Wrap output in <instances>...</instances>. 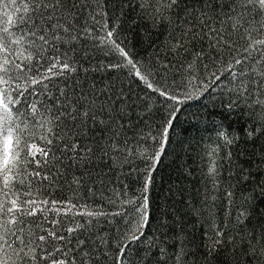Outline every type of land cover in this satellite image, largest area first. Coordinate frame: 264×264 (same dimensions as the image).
<instances>
[{
    "label": "snow or ice",
    "instance_id": "obj_1",
    "mask_svg": "<svg viewBox=\"0 0 264 264\" xmlns=\"http://www.w3.org/2000/svg\"><path fill=\"white\" fill-rule=\"evenodd\" d=\"M130 4L0 0V264H129L153 220L157 264H188L191 234L179 216L153 217L149 194L193 91L215 93L229 116L244 119L241 129L219 135L236 150L238 181L251 185L236 216L243 235L211 221L202 264L225 250L236 264H264V223L245 232L254 215L264 217V0H141L153 26L172 27L168 62L150 65L133 59L118 31ZM152 94L163 113L158 123L144 103ZM248 145L260 148L254 162ZM137 157L146 167L130 197L109 176ZM209 173L217 174L215 159ZM225 195L231 204L233 193ZM101 218L121 226L109 236L96 230ZM150 257L151 246L139 259L151 264Z\"/></svg>",
    "mask_w": 264,
    "mask_h": 264
},
{
    "label": "trees",
    "instance_id": "obj_2",
    "mask_svg": "<svg viewBox=\"0 0 264 264\" xmlns=\"http://www.w3.org/2000/svg\"><path fill=\"white\" fill-rule=\"evenodd\" d=\"M141 0H131L129 7L123 10V16L117 21L120 25V32L123 43L127 45L129 54L133 59L140 60L145 64H151L157 57L162 62L168 61L163 59V54L167 52L170 43V33L172 27L165 28L163 24L153 26L139 8ZM224 10H219V15H223ZM119 16V12H116ZM113 13L109 11V26L113 23ZM183 59L178 57L177 61ZM176 69H172L168 74V79L172 78ZM182 77L177 74L176 79ZM99 79V77H97ZM127 83L135 94L144 95L143 86H137L128 80ZM198 97V98H197ZM226 99V97H224ZM158 97L152 94V98L145 97L144 103L152 105V119L159 122L161 112H157ZM221 97L215 93L209 94L193 91L192 98L188 99L181 105V111L178 113V119L175 123V131L170 133L169 143L165 148L161 161L153 173L154 183L150 189L149 199L153 217L179 216L182 218L186 230L191 234L194 243L189 248L191 254L188 264H202L203 248L202 242L206 243V234H211V221L217 225L225 226L226 234L231 231V235H243L240 233L241 224L237 222L238 205L243 203V197L248 195L247 189L251 186L244 181H238L235 175L236 160L235 148H230L224 143L219 135L221 129L229 132H235L243 127L244 119L236 114L229 116L224 108L220 105ZM140 111V109H137ZM143 114V113H141ZM151 122V121H149ZM155 127V125H153ZM131 138V133H129ZM39 144L40 142L37 141ZM245 147V145H241ZM249 158L254 162L256 157L251 153L260 151L259 146L253 148L251 145L246 146ZM213 150H216L215 153ZM231 151L232 157L229 158L227 153ZM215 159L217 174L209 173V167L212 160ZM146 163L139 157L134 160L125 161L124 164L109 176V180H115L117 188L124 185L121 191H127L130 197L138 195L142 187L143 170ZM253 173L256 168L253 166L249 169ZM264 179V177H258ZM254 184L255 181H252ZM226 191L233 193L231 204L225 195ZM59 195V193H57ZM72 196V193H66ZM215 197L213 200L212 198ZM93 206L97 203L96 198L89 200ZM261 210L264 211V202L260 204ZM107 223L101 218V223L97 225L96 230L112 234L114 228L121 225L118 223ZM264 223V217L258 213L245 225V232L255 228L259 230L258 225ZM156 236V243L159 244L161 237L156 231V220H153L151 231L148 233V239L140 244L133 245V253L130 262L142 264L139 259L140 255L151 246V264H157L160 257L156 255V244L152 243L153 235ZM172 240L168 239V245L171 246ZM149 257L145 256V260ZM241 259H243L241 257ZM168 264H172L168 261ZM213 264H236L235 260L230 259V254L225 250L222 254L214 258ZM243 264H247L244 261Z\"/></svg>",
    "mask_w": 264,
    "mask_h": 264
}]
</instances>
